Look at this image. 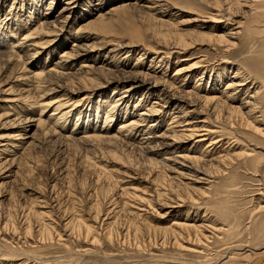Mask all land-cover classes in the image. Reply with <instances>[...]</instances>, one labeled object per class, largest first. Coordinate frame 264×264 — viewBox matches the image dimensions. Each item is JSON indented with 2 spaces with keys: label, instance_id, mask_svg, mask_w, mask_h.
Wrapping results in <instances>:
<instances>
[{
  "label": "rangeland",
  "instance_id": "1",
  "mask_svg": "<svg viewBox=\"0 0 264 264\" xmlns=\"http://www.w3.org/2000/svg\"><path fill=\"white\" fill-rule=\"evenodd\" d=\"M33 1L36 2V0ZM37 1L39 2L31 8V0H24L21 9H19V0H4L2 2L0 6L2 7L1 17L6 10L11 8V12H17L19 15V20L15 22L22 20V23L26 21V24H21V30L12 29L11 35L8 32L7 35L5 33L6 29L2 27L3 23H1V48L11 51L13 48L11 46H14L13 42H15L12 40L17 39L18 41L21 33L33 25V23L32 25L27 23L28 17L24 16L34 17L35 13L44 12L50 0ZM52 1L51 8L47 10V13H50L49 21L54 20L63 4L65 7L71 8L69 10L71 21L66 29H64L65 26L57 25V29L54 28L53 32H47L48 35L43 36L41 34L40 37L44 40L46 38L48 40L54 38V40L42 44V49H38L40 53L36 55L24 56L23 54L20 60L11 59V64H6L4 60H0V137L4 135L0 138V153L3 157L1 161L10 160L3 167H0V220L7 214H11V211L12 213L15 212L13 211L15 208L21 210L23 207L24 210L27 209V211L32 212L30 222L33 221V225L37 223L36 219L33 218V212L36 211V213L42 215V220H38V222L43 221L51 225L55 233L61 236L57 237L54 234L52 240L41 242L34 238L35 235L33 237L30 234L27 237L22 235V226L17 229L18 231L11 230L12 232L9 233H0V264H245V260L241 257L248 253V251H245L247 248H251L250 250H253V252L264 250V235L261 236L258 231L260 223L264 222V212L254 213V215L251 213L256 197L254 190L258 186V182L264 179V161L256 164L259 171H255L256 166L251 163L247 162L243 165L241 163L242 158L226 160L225 162L228 165L225 168L223 163L220 162L222 168H224L223 172L213 178L211 189L207 192L208 194L206 193L200 197L199 203L187 201L183 206L166 204V207H162L154 199L150 201L149 205H146L144 199L148 198L149 195H154L153 190L156 185L158 189L168 185L169 182L165 173L173 176L165 165L167 161L161 159L163 156L185 151L188 154L198 155L200 151H204L203 146L210 141V138L216 137L214 133L210 138L203 141L202 146L198 145V142L195 141L200 136L194 135L189 138L186 134L189 132L188 129L191 128V123H204L206 125L208 123V126L216 130L221 127V133L223 134L228 131H233L234 134L236 132L235 136L238 137L236 151L243 147L254 148L256 151L262 152L260 147H264V140H252L259 147L254 144L248 145L246 141L248 137L240 128H229L224 116L220 117L219 123H214V116L211 111L207 108L202 109V106L200 107V103H198L199 101L194 96L188 97V95H185L187 91L198 92L199 95H203L209 89H212L215 94H220L229 79L238 80L244 74L243 77H248L247 80H253L258 75L259 71L253 66V60L256 53L264 48V33L261 28L252 26L254 24L253 19L256 17L255 10L258 11L259 8L257 7L261 9V1L257 0L258 4L254 0H221L225 2H221V5L218 4L224 9L231 3L229 8L233 13V22L242 21L246 23L252 34V37L249 36V40L229 49L220 46V44H215L205 34V36L203 34H201L202 36L198 35L200 33L197 32L198 29H195V24L206 18L192 20L196 14L210 10L211 6H216L217 0H163L166 1L167 7H163L164 12L160 15L164 22L165 20L166 22L169 21L168 23L165 22L163 26L151 20V16L147 14L148 10L145 7H142V9L139 5H133L129 9L119 11L122 14H114L112 19L105 20L106 25L104 28L96 26L97 29L93 27L79 33L80 35L77 36L81 38L76 41H74L76 35L74 30L88 17L89 14L86 10L90 4L86 0H76L78 5L66 4L67 0ZM120 1L104 0L99 8L104 12L111 5ZM135 7L139 8L136 10ZM24 9L26 10L24 11ZM23 18L25 19L23 20ZM32 20L34 19L32 18ZM233 22L230 23L233 24ZM99 30H102L101 33ZM159 32L163 34H159ZM201 32H208V30L204 29ZM216 32L221 33L222 31L217 29ZM156 33L158 36L155 35ZM85 35L88 37L82 38ZM205 37L208 38H206L208 44L205 42ZM8 39H11V43H7ZM128 40L132 44L134 42L136 46L128 47L130 52L120 55V57H124L123 61L118 62V60H115L116 62L114 61L110 66L103 65L102 60L107 59L104 56L113 44L118 41L127 42ZM174 41L190 44H187L186 48L179 45L180 49L175 50L174 48L173 51L176 52H172L167 57H162L161 61H158L157 58L152 59L153 51L158 42L161 44L166 43L167 45H165L168 46L172 45ZM74 44L73 48L77 46L82 47L83 50L79 51V56L67 61V63L73 65V68L70 69V77L75 78L68 82L65 78H60L59 81L62 84L63 82L69 84V89H74V94L67 93L73 97L74 102H79L77 109H87V104L91 109L97 105L102 108L104 102L110 101V98L114 96L118 97L120 91H125V95L130 96V99H128L129 96L124 98L129 100V110H131L134 102H141V105H143L136 108V111L154 104L156 112L153 114L151 118L153 121L150 123L158 122L159 127L155 131L160 134L167 128V124H169V128L177 131L171 137V131L166 130L167 137L163 139L175 142L173 146L168 147L167 154H164L163 150L157 153L145 152L144 149L141 151L142 148L137 147L136 144L128 145L120 141L106 142L101 140L90 142L75 140L66 142L56 134L42 135L41 129L35 128L34 123L33 126L24 128L23 122L20 120L27 114V117H38L39 112L43 109L39 106L40 103L47 102L49 106L51 103L55 106L53 102L64 98L63 94L66 93L65 90L59 87L50 90L49 88L52 85L44 87L45 83H42L43 90L40 89L34 93L29 86L30 77L33 73L38 72L41 66H44L45 69L52 67L59 60L61 51L71 53L72 50L70 49ZM142 47H144L143 50H141ZM140 51H145V54L141 55ZM138 55H141V60L138 59ZM46 56L47 59L44 62ZM136 62H138V66H134ZM81 64L87 67H80ZM188 64L192 68L184 73L185 76L187 75L185 78H181L183 74H175L178 68L187 67ZM86 68L90 70L88 76L94 77L87 80L84 86L80 82L77 83L76 77L86 75L83 73L87 70ZM236 68L243 73L238 78H232L234 71L237 70ZM138 69L148 74H139ZM202 71V77L199 79L198 77H200ZM67 72L69 71L67 70ZM217 73L220 76L219 79L216 78ZM108 78L110 79L109 83L106 80ZM116 81H119L117 91L113 90ZM251 83L252 81L247 82L246 87H251ZM242 87L234 88L236 98L243 99L246 97V94H244L245 87ZM240 89H243V91ZM29 92L34 93L32 97H29L30 99L25 97ZM39 94L43 96L41 98L37 97ZM80 99L81 101H79ZM26 103L32 105L26 109ZM53 107H48L42 118H46ZM182 111L188 113L184 116L181 113ZM91 112L94 114L96 112L95 108ZM75 115L76 112L73 117H70V120L66 121L65 127H68L69 130L73 126ZM160 119L163 120L159 122ZM120 121V118L116 120L115 117V120L111 123V131L116 129ZM99 124H102V120ZM138 125H140L137 126L138 130H141L143 124ZM25 132L27 135L35 132L33 134V145L25 154H21L22 156L20 151L14 155L13 153L16 151L10 144L15 141L14 139L18 134L23 135ZM179 134L180 136H178ZM78 136L80 135H75V137ZM223 142H226V139ZM220 143L214 145L215 147L208 156L206 155L205 162L207 159L216 157L219 159L223 155L224 152L221 149L226 146V143L222 146H220ZM4 147L8 148L5 149ZM11 158L15 160L12 164ZM3 168L5 169L3 170ZM183 181L188 180L184 179ZM209 192L211 193L209 194ZM168 195H164L163 198H168ZM173 196L170 195L169 197ZM124 201L126 202L125 209H120ZM260 201L264 203V196L261 197ZM169 202L168 199L167 203ZM95 206L98 208H95ZM96 209H100V218L94 216ZM139 209H141L142 215L136 217L135 211ZM193 209L198 212L196 219H200L202 215H205L206 218L204 219H207L206 221L208 219L216 221L217 226H221L223 229L221 231L224 232V235L219 233L207 240L208 242L204 241L207 246L204 243L202 247H199L205 248L204 254L183 250L184 248L180 249L177 246L173 247L171 244L160 245L156 242L154 236L157 235V231L155 232L154 228L169 226L172 221L181 220L185 216L192 219L195 215L192 212ZM128 210L134 212L129 213ZM105 213L107 214L105 215ZM70 215L82 216L81 219H85L87 224L92 225L93 234L100 241H103L104 237L112 236L111 240L104 241L105 243L108 242L106 243L108 246L101 248L98 243L91 245L88 241L77 240L74 237L75 235L71 236L70 231L64 229V223L67 222ZM111 221H113L111 225L106 224L111 223ZM137 228L142 231L140 232ZM123 229L129 231L126 240L122 239L120 234ZM136 230L139 232L137 233ZM181 242L183 245L192 246L187 242ZM237 244L247 246L241 250H231L236 255L231 256V258L228 257L225 251L231 248L232 245ZM97 252L103 255L97 256ZM215 253L216 256L213 257ZM239 253H244V255L241 256ZM39 256L40 258H38ZM88 257L89 259H87ZM262 264H264V260Z\"/></svg>",
  "mask_w": 264,
  "mask_h": 264
},
{
  "label": "bare ground",
  "instance_id": "2",
  "mask_svg": "<svg viewBox=\"0 0 264 264\" xmlns=\"http://www.w3.org/2000/svg\"><path fill=\"white\" fill-rule=\"evenodd\" d=\"M3 1L4 0H0V6H1ZM19 1H20V8L19 9H21V7L23 6L22 4H23L24 0H19ZM86 1L88 4H90L86 10L87 14H89V15H87L88 17L86 19H84V21L81 25H79V26H77V28H75L74 33L76 35L74 37V41L81 38L77 35H80L79 33H83L85 31H87V29H91V28L96 27V26H99L98 28H100V27L104 28V26L106 25V22H104L105 20L112 19L114 14H118L122 10L129 9L133 5H139L141 8L145 7L148 10L147 14H149L151 16L150 17L151 20L156 21L157 23L161 24V26H163L164 23L166 22V20L164 22V19L160 15L161 13L164 12L163 7H167L166 1L164 2L163 0H121L118 3L111 5V7L104 12L102 10H100V8H99L100 7L99 5H101L104 0H86ZM254 1L256 2L257 0H254ZM260 1L262 3L261 9H260V7H257L260 9V11H259V9H258V11L255 10L256 17H255V19H253L254 24H253V26L252 25H250V26L255 27V28L259 27V28H261L262 32L264 33V0H260ZM37 2H39V1L36 0V2H34L33 0H31V3H30L31 8L33 5H36ZM216 2L215 3L217 5L219 3L221 5L225 1L222 2L221 0H219V1L217 0ZM52 3H53V1L50 0L49 3L47 4L46 8H45V11L41 12V13H35L34 17H29L28 15L24 16V17H28L27 23H29V24L31 23L30 25H32V23H33V25L30 28H26L21 33L18 41H17V39L12 40V41H15V42H13L14 46H11V47L15 48L14 50L12 48L10 51L9 49L7 50V49H3L0 47V60H4V62L6 64H11V59H17V60L19 59L20 60L23 57L22 56L23 54H24V56H31L34 54L36 55V54L40 53V51H38V49L41 48L42 44H45L47 41L52 42L54 40V38L49 39V40L46 38L44 40V38L40 37L41 34L43 36L48 35L47 32L48 31L53 32L54 28L57 29V25H60L61 27L65 26L64 29H66V27L69 25V23L71 21V19H69V14H70L69 10L71 8L65 7L63 4V7L60 9L58 14L55 16L54 20L49 21L50 13L48 14L47 10H49L51 8ZM68 3H72L73 5H78L76 0H74V1L73 0H67L66 4H68ZM236 3H238V2L236 1ZM258 4H259V2H258ZM220 5H218L219 6L218 8L216 6H214L216 9L213 6H211L210 10L205 11V12L200 11L201 12L200 14H198V15L196 14V16L193 17L192 20H194V21L200 20V19L203 20L204 18H206L205 20L200 21V22L198 21L197 24H195V27H196L195 29H198L197 32L200 33V34H198V33L197 34L198 35H201V34L204 35L205 34V35H207V37L209 36L210 37L209 40H212L217 45L220 44V46L226 47V49L232 48L234 46L236 47L237 45L239 46L242 44V42L249 40V38L252 37V34L250 33V27L242 21L241 22H233V20H234L232 18L233 13L231 12L232 10L229 8V5H228V7L224 8V9H222V7ZM31 8H29V9L31 10ZM138 8L139 7H137L136 10ZM1 10H2V7H0V13H1ZM25 10L26 9H24V11ZM92 11H95V12L92 13ZM126 13H127V11H126ZM93 14H96V15L94 16ZM120 14H122V13H120ZM120 14H118V15H120ZM123 14H124V12H123ZM235 14H237V13H235ZM2 15H3L2 17L0 16V25H1V23H3L2 27H4L6 29L5 33L7 34V32H8L9 35H11L10 32L12 29L21 30V27H20L21 24L26 22V21H24L22 23V20H20L19 22H15V21L19 20V15L17 14V12H11V8L6 10V12ZM17 16H18V18H16ZM14 17L16 18V20ZM198 17H201V18H198ZM202 17H204V18H202ZM32 18L34 20L31 21ZM24 19L25 18H23V20ZM168 22H166V23H168ZM206 22H208V23H206ZM230 22H233V24H231ZM216 23H219V24H216ZM234 24H235V26L233 27ZM172 25H173V23H172ZM46 29H48V30H46ZM96 29H97V27H96ZM204 29L208 30V32H201ZM217 29L221 30L222 32L217 33L216 32ZM44 31L46 33H43ZM88 31H90V30H88ZM101 31H100V33H101ZM160 31H162V30H160ZM50 34H53V33H50ZM90 34H92V32H90ZM94 34L96 35V33H94ZM159 34H163V33L159 32ZM155 35H157V33ZM164 35H166V34L164 33ZM87 37H88L87 35L82 36V38H87ZM207 37H205V42L207 41L206 40ZM164 38H166V37H164ZM8 40L9 41L7 43H11V39H8ZM250 40H252V39H250ZM5 41H4V43H6ZM128 41L127 42L118 41V42H115L114 44L112 43L113 46L107 51V54L104 56L107 59L102 60L103 65L110 66L111 64H113V62L115 60H118V62H122L124 57L122 58V57H120V55L123 53L130 52V50H128V47H132L134 45V42L132 44L130 41L129 42ZM175 41H177V40H175ZM167 43L169 44V42H167ZM173 43H172V45L170 44V45L166 46L167 45L166 43L161 44L158 42V44H156L157 45L156 48L153 51L152 59L157 58L158 61H161L162 57H167L172 52H176L175 50L180 49L179 45H182L183 48L184 47L186 48L187 44H188V43H182V42L181 43L175 42V44H173ZM6 46H8V45H6ZM73 46H75V44L72 45V47L70 49V50H72L71 53L61 51L59 54V60L56 61L52 67L45 69L44 66H41L40 67L41 69H39L38 72L33 73L32 76L30 77L29 86H30L31 91H34V93L43 88L42 83H45L44 87H46V86L49 87L52 85V87L49 88L50 90L56 89L57 87H59L60 89L65 90L66 93L63 94L64 98H62L59 101L53 102V103H55V106H54V104L52 105V103H51L50 106H52V107L54 106V107L52 108V111L50 113H48L46 118H42V115L48 109V107H50L47 102H42L39 104V106L42 107L43 109L39 112L38 117H36V118L27 117L28 114L26 113L27 115L23 119L20 120L21 122H23L24 128L31 127V126H33L32 124L34 123L35 128L41 129L42 135L45 136L47 134L48 135L56 134L58 137H60L62 140L66 141V142L67 141H75V140L90 141V142L91 141H93V142L94 141H101V140H105L106 142L107 141H118V142L120 141L121 143L125 142V144H128V145L136 144V145H138L137 147L142 148V149H140L141 151L144 149L145 152L157 153V152L163 150L164 154H167L166 151H167L168 147L173 146V144L175 142L173 143V141H168V140L163 139V138L167 137V131L166 130L171 131L170 132L171 137H172V134L173 135L176 134L177 131L169 128L168 127L169 124H167L168 125L167 128L163 132H161L160 134H158V132L155 131V129L159 127L158 122L157 123H150L151 121H153V120H151V118H152L153 114L156 112V108H155L156 106H153L154 104H151L149 107L146 106L147 108L142 107V109H139L138 111H136V108L141 107L143 105H141V102L140 103L134 102L132 104L131 110H129L128 109L129 100L124 99L125 96L127 97L129 95H125V93H124L125 91L124 92L120 91V95L118 97L114 96V97L110 98V101L104 102L103 103L104 107L100 108L99 105L92 107V109L95 108V110H96V112L94 114L91 112L92 109H91V107L89 108V104H87V109H85V108L77 109V107L79 106V102L78 101L74 102L72 100L73 97L71 95H69V93L74 94V89H72V88L69 89V87H68L69 84L67 85V84H65V82H63V84H62L59 81L60 78H65L66 82L72 81L75 78L73 76L70 77V75H71L70 69L73 68L72 67L73 65L67 63V61L70 59H74L76 56H79V51H83V50H82V47L76 46L75 48H73ZM134 46H136V45H134ZM83 47H85V46H83ZM143 48L144 47H142L141 50H143ZM174 48H175V50L173 51ZM84 49H86V48H84ZM171 49H172V51H171ZM144 50H146V49H144ZM151 50H153V49H151ZM142 54H145V51L141 52V55ZM141 55H138L139 60H141ZM46 59H47V56H46L44 62H46ZM253 61H254L253 66H255L256 69L259 71L258 75L255 78H253V80H247L248 77H243L244 74L241 75L243 72L236 68L237 70L234 71V75L232 76V78H238L239 75H241L239 77L240 79H238V80L237 79L236 80L229 79L226 82V86L224 87V90H222V92L220 94H215L212 89H209L203 95H199L198 92L196 93L193 91H191V92L187 91L185 93V95H188V97L194 96V98H196L199 101L198 103H200V107L202 106V109L207 108L209 111H211L212 115L214 116V123H219L220 117L224 116V119L227 121L229 128H236L237 127V128H240V130L243 133H245V135L248 137V138H246L248 145L254 144L255 146L259 147L256 143L252 142V140H256V139L264 140V48L261 49L258 53H256ZM138 62H136L134 64V66H138L137 65ZM84 66H86V65H84V64L80 65V67H84ZM136 68H138V67H136ZM191 68H192L191 65H189L187 67L178 68L176 70L175 74H183V76H181V78L182 77L185 78L187 75L185 76L184 73L186 71L190 70ZM86 69L87 70L85 72H83L86 75H83V76L80 75V76L76 77L77 83L79 84V82H80V83H82V85L84 84V86H85V82L87 80L91 79V77H92V76L91 77L88 76L90 74V72H89L90 70H88V68H86ZM67 70L69 72H67ZM135 71H137V69H135ZM93 72L95 73L94 70H93ZM138 73L139 74H145V75L148 74L147 72H141V70H139ZM202 73H203V71L201 72L200 77H198L199 79L202 77ZM93 77H92V79H93ZM219 77L220 76L217 73L216 78L219 79ZM144 78H145V76H144ZM106 80H108L107 81L108 83L110 82L109 78ZM251 81H252V83H251L252 86L246 87L247 82L249 83ZM117 83H119V81H116V85H115L116 87L114 86L113 90L117 91L119 89L118 88L119 85ZM72 85H74V84H72ZM242 86L245 87L244 88V91H245L244 94H246V97H244L243 99L236 98L235 97L236 93L233 90L235 87H242ZM240 90L243 91V89H240ZM26 91H28V90H26ZM67 92H69V93H67ZM34 93L29 92L26 94L25 97L26 98L32 97L34 95ZM42 93L45 94L43 91H42ZM41 96H43V95L39 94L37 97L41 98ZM87 96H86V98H88ZM128 99H130V96ZM79 101H81V99ZM152 103H154V102H152ZM30 105H32V104L26 103L25 104L26 109ZM75 112H76V115L74 116L75 117L74 123H73L72 128L69 130L68 127H65L66 121L70 120V117L71 116L73 117ZM181 113H183V115L185 116L188 112L182 111ZM102 115H103V117H102ZM115 117H116V120H117V118H120L121 121L116 126V129L111 131V129H112L111 123L113 120H115ZM101 120H102V124L100 125L99 122ZM161 120H163V119H160L159 122H161ZM203 122H205V121H203ZM138 124H143L142 127L144 128V130H143V128L142 129L140 128L141 130H138L137 126H140ZM190 126H191L190 130L188 129L189 132L186 133L187 137L191 138L194 135L200 136L195 141V142H198V145L200 144V146L203 145V141L206 138H210V136H212L214 133H215L216 137L210 138V141L207 142V144L203 146L205 148L204 151H200V152L198 151L199 152L198 155L188 154V153H186L187 151H185L183 153H178V154L177 153H169L170 154L169 156H163L161 159L167 161V162H165L166 163L165 165L167 168H169V170L173 174V176L165 173L167 181L169 182L168 185L166 187L163 186L162 188L159 187L160 189H158L157 185H156V188L153 190L154 195L152 194V195H149L148 198H144L146 203H147L146 205H149L150 201L152 199H154V201H156L162 207H164L166 204L183 206L187 201L188 202L190 201V203H191V201L193 203H199V200L201 199L200 197L202 195L206 194L211 189V183L214 180L213 178H215L219 174H221L223 172V169L225 168V166L228 165L225 162L226 160H234V159L242 158L243 160L241 163L243 165L248 162V163L253 164L254 166H256V164H259V162L261 163L264 161V147H260V150L262 152H258L254 148L249 149V148H243V147H241L239 149V151H236L237 145H238L237 144L238 143V139H237L238 137L235 136L236 132L234 134L233 131L232 132L228 131V132L223 134V133H221V129H220L221 127L218 130H216L214 128H211V126H208V123H207V125L204 123H191ZM65 131H66V133H65ZM244 131H246V132H244ZM34 133L35 132H33L30 135H27V133L25 132L23 135L22 134L17 135V137L14 139L15 141L11 142V144H10V146L13 149H15V151H16L13 153L14 155H16L19 151H20V155L25 154V152L33 145V142H34L33 141V134ZM77 134H79L80 136L75 137V135H77ZM168 136H169V134H168ZM178 136H180V134ZM2 137H4V135ZM2 137H0V138H2ZM171 137H169V138H171ZM28 138H29V140H28ZM224 139H226V142H223ZM218 143H220V146H222L224 143H226V146H224L221 149L222 152H224L223 155H221L219 157V159L216 157V158H212V159H207L205 162L206 155L208 156V154L211 152L213 147H215L214 145H216ZM210 147H212V148L209 149ZM6 148H8V147H6ZM215 151H216V149H215ZM2 158L3 157L1 156V153H0V167H3L5 163L10 161L7 159H5L4 161H1ZM13 161H15L14 158H11V164L13 163ZM220 162L223 163L224 168H222ZM170 165H173V166H170ZM4 169L5 168H3V170ZM1 171H2V169H1ZM255 171H259L257 169V166L255 167ZM184 179H187L188 181H183ZM257 185L258 186H256V188L254 190V192H255L254 194L256 195V197L254 198V203H253L252 209H251V213L253 215H254V213L264 212V203H262L260 201L261 197L264 196V179H261ZM210 193L211 192H209V194ZM164 195L165 196L168 195V198L167 197H166L167 199L163 198ZM170 195H174V196L169 197ZM168 199L170 201L169 203H167ZM125 206H126V202L124 201L123 205L120 207V209H122V208L125 209ZM95 208H98V207L95 206ZM16 209H18V208H15V210H13L15 212H13V213L11 211V214L6 213L7 215L4 216L2 218V220H0V233H3V232L9 233L11 230L16 231L18 228H20V226H22V230H23L22 235H24L26 237L28 234H30L32 237H33V235H35L34 238L35 239L37 238L38 241H41V242H46V241L52 240L54 234L57 237L61 236L58 233H55V230H53V227L51 225L46 224L43 221L38 222V220H42L41 219L42 215L36 213V211L33 212V218L36 219L37 223L33 225V221L30 222L32 212L27 211V209L24 210L23 207L21 208V210H16ZM196 209H197V207H196ZM99 210L100 209L95 210L96 212H95L94 216H96V217L99 216V213H100ZM132 211L133 210H128L127 212L130 213ZM140 211H141V209L135 211V214H137V215H135L133 213L132 214L135 215L136 217H138V216L142 215ZM192 212H193V214H195L192 219H190L186 216L185 217L182 216L183 219L172 221V223L169 226H165V227L158 226L157 227L158 229L154 228V231L155 232L157 231V235L155 234V236H154L156 242L159 243L160 245L171 244V246H173V247L177 246V248L180 247V249L184 248L183 250H188V251H191L194 253L204 254L205 248H199V247H202V244H204L205 242H208L207 240H209L210 238L215 237V235H217L219 233L223 234L224 232L221 231V230H223L221 226H217L216 221L209 220V219H208V221H206L207 219H204V218H206L205 215H202L200 219L199 218L196 219L197 218L196 214L198 212L195 209H193ZM106 214L107 213H105V215ZM81 217H80V215H70L67 222L64 223V229L69 230L71 236L75 235L74 237L77 240L82 239L84 241H88L91 245L98 243L101 248L108 246V244H106V243H108L107 242L108 240H111L112 236L110 237L108 235L109 236L108 238L104 237L105 239L103 241H100V239L96 235L93 234L92 225L87 224L85 219L83 220V219H81ZM99 218H100V216H99ZM116 218H115V220H116ZM115 220H113V221H115ZM113 221H111V223H106V224L111 225ZM107 230H109V229H107ZM137 230H140V229L137 228ZM146 230H147V228H146ZM141 231L142 230H140V232ZM258 231H259V234L261 236L264 235V222L260 223ZM138 232L139 231H137V233ZM128 233H129L128 229H123L120 232L122 239L124 238L126 240V238L129 235ZM248 233H249V231H248ZM261 236H259V237H261ZM105 240H107L106 243L104 242ZM181 241L187 242L188 244H191L192 246L190 247V246H186L185 244L183 245ZM104 243H105V245H103ZM205 245L207 246L206 243H205ZM232 246H233V248H232ZM232 246H231L232 249L229 248L230 247L229 246L228 247L229 249H227L225 251V253H227L228 257H230V258H231V256L234 257L236 255V253H233L234 251L232 252L231 250H235V249L241 250V249H244L245 246H247V245L237 244V245H232ZM250 249L251 248H247L245 250V251H248V253H246L245 255H244V253H239V254H241V256H242V254L244 255L241 257V259L245 260V264H262V261L264 260V250H260L258 252H253V250L251 251ZM249 250H250V252H249ZM86 255H88V254L86 253ZM100 255H103V254H100L97 252V256H100ZM210 255H209V257H210ZM227 255L225 254V256H227ZM237 255H238V253H237ZM215 256H216V253L213 257H215ZM38 258H40V256ZM87 259H89V257Z\"/></svg>",
  "mask_w": 264,
  "mask_h": 264
}]
</instances>
